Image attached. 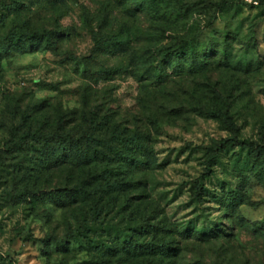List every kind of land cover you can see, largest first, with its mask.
<instances>
[{"label":"rangeland","instance_id":"obj_1","mask_svg":"<svg viewBox=\"0 0 264 264\" xmlns=\"http://www.w3.org/2000/svg\"><path fill=\"white\" fill-rule=\"evenodd\" d=\"M184 1L197 9L179 20L162 14L170 0H152L151 15L134 12V0H0V38L54 32L52 48L4 53L0 43V264H264V0ZM213 16L200 37L204 67L188 60L163 82L147 78L157 48L176 40L170 25L202 28ZM202 107L229 111L239 135ZM23 119L45 130L63 120L75 134L96 121L106 136H140L146 161L45 169L30 143L14 145ZM226 138L238 142L213 161ZM82 178L95 197L69 203L66 190ZM94 208L99 223L74 239L76 215ZM141 219L174 237L175 255L155 262L94 247L117 230L131 235ZM189 225L218 236L185 238Z\"/></svg>","mask_w":264,"mask_h":264},{"label":"trees","instance_id":"obj_2","mask_svg":"<svg viewBox=\"0 0 264 264\" xmlns=\"http://www.w3.org/2000/svg\"><path fill=\"white\" fill-rule=\"evenodd\" d=\"M171 5L164 8L162 14L171 15L175 19L184 20L190 15H193L196 11V4L186 2L184 0H170ZM152 0H134L137 5L134 12L142 14H158L156 9L151 4ZM217 18L214 16L204 25L199 28L198 25H190L178 27L177 25H170L168 30L173 34V38H176L175 42L170 47L161 46L157 48V54L160 53V60H157L156 64H153L148 69V79L153 82H163L167 77V69L170 66L179 64L184 65L189 62L192 69H196L197 66L204 67L206 63L202 61L205 58V52L208 49L201 47L200 37L203 31L208 30ZM1 49L4 53H8L10 50L25 51L28 47L42 45L43 47L52 48L54 43V32L47 30L30 32H20L9 38H0ZM200 69V68H199ZM217 93V89L214 90ZM202 111L213 117H221L227 127L236 136L240 133V128L234 121L230 112L227 110H219L212 107H202ZM86 121V120H85ZM89 121V120H88ZM63 120L57 124L54 130H45L40 126H33L23 124L22 128H15L14 135L18 138L14 140V145H22L30 143L31 147H35L40 154V158H36L34 163L41 165L45 169L50 167H61L62 165H72L76 169H83L84 167L92 164L104 161L109 158L110 160L122 161L125 164H129L132 168L139 164L145 163V159L139 158V152H144V146L141 142L140 136L127 135L123 133H113L112 136H106L100 131L99 124L93 121L91 126H87V129H82L78 134L72 131H67L63 128ZM26 125V126H24ZM27 127L23 130L22 134L20 129ZM89 127V128H88ZM20 135V136H19ZM238 142V138H226L221 139L213 146L211 159L217 161L221 157V153L231 143ZM245 147H254L255 143L250 140L242 142ZM107 149V150H106ZM109 153V154H107ZM108 160V161H110ZM105 171L101 170L98 176L105 178ZM121 184V181H118ZM95 197V192H90L88 189V182L85 178H82L74 188L67 189L65 192V198L70 200L69 203H81L89 202ZM102 212H98L94 208V212H80L76 215L77 220H81L82 230L78 233H72L71 236L80 240L82 238L90 236L93 230V226H96L101 219ZM156 219V218H154ZM159 223L150 224V230H147L141 219L137 226L134 228L131 235L126 232L116 231L115 239L106 240L100 244L95 243L94 247L99 253H103L107 256L125 255L130 257H142L149 256L152 261L157 262L164 257H168L174 252V237H165L162 234L164 228H161ZM152 233L150 238L144 237L145 232ZM218 229L207 228L197 229L196 226L189 225L183 230L185 238H195L202 242H208L211 239H215L218 236ZM134 235H137L134 236ZM35 240L34 238H31ZM45 241V240H42ZM140 264H146L145 261L140 260Z\"/></svg>","mask_w":264,"mask_h":264}]
</instances>
